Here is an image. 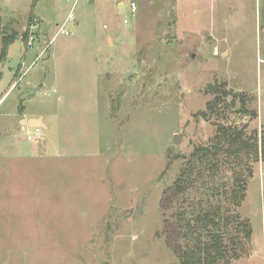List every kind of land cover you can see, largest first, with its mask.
<instances>
[{"label":"rangeland","instance_id":"obj_1","mask_svg":"<svg viewBox=\"0 0 264 264\" xmlns=\"http://www.w3.org/2000/svg\"><path fill=\"white\" fill-rule=\"evenodd\" d=\"M128 1L80 0L71 34L52 40L72 2L0 0L3 31L34 36L29 47L19 37L9 45L0 94L23 61L26 113L48 127L39 147L24 133L20 148L0 145V264H180L189 234L180 221L224 208L232 183L226 170L204 173L174 196L192 152L216 132V120L197 116L211 84L246 96L256 117L234 121L260 149L264 0H134L135 15ZM15 93L0 104V131ZM251 173L229 210L249 221L251 239L228 264H264V156Z\"/></svg>","mask_w":264,"mask_h":264},{"label":"trees","instance_id":"obj_2","mask_svg":"<svg viewBox=\"0 0 264 264\" xmlns=\"http://www.w3.org/2000/svg\"><path fill=\"white\" fill-rule=\"evenodd\" d=\"M28 18L31 27L32 15ZM0 33L1 61L7 56L8 46L18 37L27 43L29 28L21 36L6 33L0 19ZM206 90L213 97L206 103L205 111L197 116L205 121L216 120L213 122L216 132L210 140V147H198L192 152V159L179 172L175 181L174 196L192 189L198 181L196 176L201 178L204 173L213 177L217 172L226 170L232 177V183L228 191L223 192L226 201L224 208L214 207L211 211L196 213L195 217L185 216L180 221L179 228L185 227L189 231V234H182L185 244L178 248L180 264H228L245 255L246 245L251 239L250 223L246 219L242 220L238 213L231 214L229 210L241 206L247 182L252 176L251 165L257 163L260 156H264V135L260 139L259 149L257 135H247V125L238 127L234 121L238 116L256 117V113L246 107V96L231 93L224 84L219 83L209 85ZM237 102L239 106L236 108ZM21 111L19 105L18 112Z\"/></svg>","mask_w":264,"mask_h":264},{"label":"crops","instance_id":"obj_3","mask_svg":"<svg viewBox=\"0 0 264 264\" xmlns=\"http://www.w3.org/2000/svg\"><path fill=\"white\" fill-rule=\"evenodd\" d=\"M69 1V0H67ZM90 1V0H89ZM71 2V1H70ZM122 5V7L125 6V4H120ZM70 8L68 9L67 14L70 11ZM65 16V18L63 19V21L67 18ZM62 21V23H63ZM77 23V20L75 22V24ZM58 26V25H56ZM21 39V37H19ZM44 42V41H43ZM45 43V42H44ZM9 48V46H8ZM7 48V50H8ZM27 51V50H26ZM8 52L7 51V56L5 57V59L0 61V76L2 73V64L4 62H6L8 59ZM26 56V55H25ZM24 56V57H25ZM33 63V62H32ZM25 63L22 61L20 62V64L17 65L16 70L14 71V77L13 80L11 81V83L5 88V90H3L0 94V104H3L7 98L12 95L13 93H15L16 91V98L19 99V105H21L22 107V111L21 113L18 112V107L15 110H11L10 112H3V116L4 120L8 123L7 125H5L2 129V131H0V145L1 147L4 149H18L20 147H18V145L23 144V141L20 139L21 133H25L27 131V129H31V127H33L35 125V123L37 124V126L39 127L40 130H47L48 127L45 124L44 120L45 117L43 114H39V113H26L25 110V105L26 103H24L23 99L21 98V91L19 89V85L20 83H17V81H19L22 76L25 75ZM19 89V90H17ZM10 113V114H9ZM38 143L35 142L33 144L28 143L29 148H34V147H39Z\"/></svg>","mask_w":264,"mask_h":264},{"label":"built area","instance_id":"obj_4","mask_svg":"<svg viewBox=\"0 0 264 264\" xmlns=\"http://www.w3.org/2000/svg\"><path fill=\"white\" fill-rule=\"evenodd\" d=\"M72 2V6H71V9L69 11V13L67 14V18L63 21V23L61 25H58L56 26V31H55V35L53 37L52 40H54L57 36L59 35H70L71 33L69 32V30L66 28V26L69 24V23H75L76 22V17H75V14H74V11L76 10L77 8V5L79 3L80 0H69ZM128 4V9H129V14L130 15H135V12H136V3L134 0H129L127 2ZM128 20H124L123 23L124 24H127ZM31 29H34V30H37V26L36 25H31L30 27ZM33 34H31L30 37H28V41H27V46H31V42L33 41ZM40 129L39 128H34V129H27V131L24 133L26 136H27V141H30L31 143H34V142H37L41 136H40Z\"/></svg>","mask_w":264,"mask_h":264},{"label":"water","instance_id":"obj_5","mask_svg":"<svg viewBox=\"0 0 264 264\" xmlns=\"http://www.w3.org/2000/svg\"><path fill=\"white\" fill-rule=\"evenodd\" d=\"M34 128H39L36 123H35V125L33 127H31V129H34ZM178 141H179V135L174 136L172 142L174 144H178L179 143ZM137 215H138V212H135L134 213V218L137 217Z\"/></svg>","mask_w":264,"mask_h":264}]
</instances>
